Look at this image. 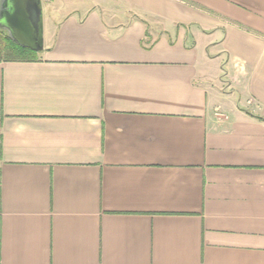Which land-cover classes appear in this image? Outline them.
Listing matches in <instances>:
<instances>
[{"label": "crops", "instance_id": "crops-1", "mask_svg": "<svg viewBox=\"0 0 264 264\" xmlns=\"http://www.w3.org/2000/svg\"><path fill=\"white\" fill-rule=\"evenodd\" d=\"M40 1L0 62V264H264V0Z\"/></svg>", "mask_w": 264, "mask_h": 264}, {"label": "water", "instance_id": "water-1", "mask_svg": "<svg viewBox=\"0 0 264 264\" xmlns=\"http://www.w3.org/2000/svg\"><path fill=\"white\" fill-rule=\"evenodd\" d=\"M3 4L8 7L6 22L0 28L8 31L16 44L40 51L42 34V6L40 0H0V14ZM2 8V9H1Z\"/></svg>", "mask_w": 264, "mask_h": 264}, {"label": "trees", "instance_id": "trees-1", "mask_svg": "<svg viewBox=\"0 0 264 264\" xmlns=\"http://www.w3.org/2000/svg\"><path fill=\"white\" fill-rule=\"evenodd\" d=\"M37 53L16 44L8 33L0 29V62L35 61Z\"/></svg>", "mask_w": 264, "mask_h": 264}, {"label": "rangeland", "instance_id": "rangeland-1", "mask_svg": "<svg viewBox=\"0 0 264 264\" xmlns=\"http://www.w3.org/2000/svg\"><path fill=\"white\" fill-rule=\"evenodd\" d=\"M68 3L69 4H72V5H77V4H80L81 5L82 1H80V0H70ZM149 31L150 32H154L155 31L154 26H149Z\"/></svg>", "mask_w": 264, "mask_h": 264}, {"label": "flooded vegetation", "instance_id": "flooded-vegetation-1", "mask_svg": "<svg viewBox=\"0 0 264 264\" xmlns=\"http://www.w3.org/2000/svg\"><path fill=\"white\" fill-rule=\"evenodd\" d=\"M3 11L1 12V14H0V23H3V20H1V19H3V18H5L6 17V14H7V12H8V7L6 6V4H3ZM2 9V8H1Z\"/></svg>", "mask_w": 264, "mask_h": 264}]
</instances>
